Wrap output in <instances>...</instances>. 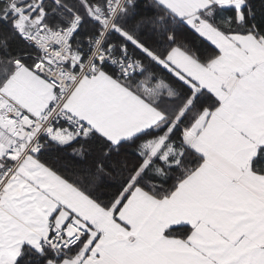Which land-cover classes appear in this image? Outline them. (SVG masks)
Wrapping results in <instances>:
<instances>
[{
	"label": "snow or ice",
	"instance_id": "6c2138e0",
	"mask_svg": "<svg viewBox=\"0 0 264 264\" xmlns=\"http://www.w3.org/2000/svg\"><path fill=\"white\" fill-rule=\"evenodd\" d=\"M0 264H264V0H0Z\"/></svg>",
	"mask_w": 264,
	"mask_h": 264
}]
</instances>
